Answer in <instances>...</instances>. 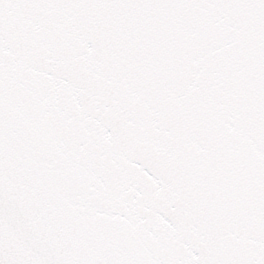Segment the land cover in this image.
Instances as JSON below:
<instances>
[{
	"label": "snow or ice",
	"instance_id": "1",
	"mask_svg": "<svg viewBox=\"0 0 264 264\" xmlns=\"http://www.w3.org/2000/svg\"><path fill=\"white\" fill-rule=\"evenodd\" d=\"M0 264H264V0H0Z\"/></svg>",
	"mask_w": 264,
	"mask_h": 264
}]
</instances>
